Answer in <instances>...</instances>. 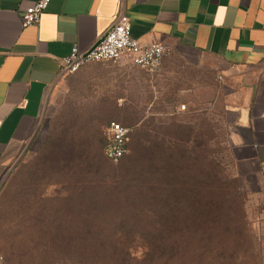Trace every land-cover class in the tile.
Returning a JSON list of instances; mask_svg holds the SVG:
<instances>
[{
	"label": "rangeland",
	"instance_id": "rangeland-1",
	"mask_svg": "<svg viewBox=\"0 0 264 264\" xmlns=\"http://www.w3.org/2000/svg\"><path fill=\"white\" fill-rule=\"evenodd\" d=\"M202 63L178 48L157 74L124 60L62 76L0 189L6 264H264V192ZM114 121L131 130L123 166L103 153Z\"/></svg>",
	"mask_w": 264,
	"mask_h": 264
},
{
	"label": "crops",
	"instance_id": "crops-1",
	"mask_svg": "<svg viewBox=\"0 0 264 264\" xmlns=\"http://www.w3.org/2000/svg\"><path fill=\"white\" fill-rule=\"evenodd\" d=\"M37 1L0 0V185L62 78L61 61L74 47L92 48L124 15L140 44L211 63L233 154L264 192V0H52L40 23L24 28Z\"/></svg>",
	"mask_w": 264,
	"mask_h": 264
},
{
	"label": "built area",
	"instance_id": "built-area-1",
	"mask_svg": "<svg viewBox=\"0 0 264 264\" xmlns=\"http://www.w3.org/2000/svg\"><path fill=\"white\" fill-rule=\"evenodd\" d=\"M51 1L38 0L27 9L22 16V26L27 28L38 25ZM167 53L168 48L163 45L154 43L144 46L135 40L132 37L130 20L123 15L89 50L82 52L77 47L72 48L69 56L60 63L61 75L75 74L88 64H120L124 60L148 74H157ZM129 133L130 129L122 124L115 121L109 123L108 143L104 150L108 160L117 163L125 155ZM0 264H6L1 253Z\"/></svg>",
	"mask_w": 264,
	"mask_h": 264
},
{
	"label": "trees",
	"instance_id": "trees-1",
	"mask_svg": "<svg viewBox=\"0 0 264 264\" xmlns=\"http://www.w3.org/2000/svg\"><path fill=\"white\" fill-rule=\"evenodd\" d=\"M115 122H117V121H115ZM118 123H120V122H118ZM120 124H122V123H120ZM123 126H125V125H123ZM125 127L129 128L128 126H125ZM130 136H131V130H130V133H129V136H128V141H127L126 146H125L126 147V153L117 162V164L121 162L122 166L126 165L128 163L127 162L128 160L126 161L125 158L129 154ZM107 143H108V135H107V131H106V133H105V144L103 146V153H104V150H105V147H106ZM72 258H74L76 261H78L81 264H118L120 255H115V254L101 255V254H99V255L90 256V255H87V254L79 255V254L72 253Z\"/></svg>",
	"mask_w": 264,
	"mask_h": 264
},
{
	"label": "water",
	"instance_id": "water-1",
	"mask_svg": "<svg viewBox=\"0 0 264 264\" xmlns=\"http://www.w3.org/2000/svg\"><path fill=\"white\" fill-rule=\"evenodd\" d=\"M13 167L11 168L9 174L6 176L5 180L3 181V183L0 185V189L2 188V186L4 185L6 179L8 178V176L10 175L11 171H12Z\"/></svg>",
	"mask_w": 264,
	"mask_h": 264
}]
</instances>
